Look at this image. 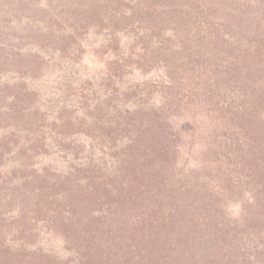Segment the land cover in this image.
Segmentation results:
<instances>
[{"label": "trees", "instance_id": "obj_1", "mask_svg": "<svg viewBox=\"0 0 264 264\" xmlns=\"http://www.w3.org/2000/svg\"><path fill=\"white\" fill-rule=\"evenodd\" d=\"M0 264H264V0H0Z\"/></svg>", "mask_w": 264, "mask_h": 264}, {"label": "rangeland", "instance_id": "obj_2", "mask_svg": "<svg viewBox=\"0 0 264 264\" xmlns=\"http://www.w3.org/2000/svg\"><path fill=\"white\" fill-rule=\"evenodd\" d=\"M84 68L88 73H93L95 69L101 67V64L93 59L91 56H87L83 62ZM45 243L48 247L53 248L59 253L65 254L64 250L61 248L60 239L51 233H47L44 237Z\"/></svg>", "mask_w": 264, "mask_h": 264}]
</instances>
